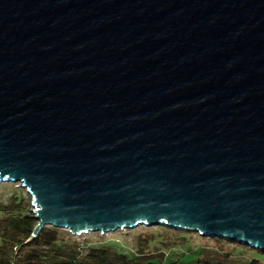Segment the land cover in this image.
<instances>
[{
    "label": "water",
    "instance_id": "water-1",
    "mask_svg": "<svg viewBox=\"0 0 264 264\" xmlns=\"http://www.w3.org/2000/svg\"><path fill=\"white\" fill-rule=\"evenodd\" d=\"M74 236L140 225L264 251V0H0V185Z\"/></svg>",
    "mask_w": 264,
    "mask_h": 264
},
{
    "label": "trees",
    "instance_id": "trees-1",
    "mask_svg": "<svg viewBox=\"0 0 264 264\" xmlns=\"http://www.w3.org/2000/svg\"><path fill=\"white\" fill-rule=\"evenodd\" d=\"M37 223L30 204L16 193L0 202V264H259L256 258L246 261L235 255L250 247L224 238H214L218 243L213 246H195L200 234L187 231H172L170 240L163 233L142 235L136 250L129 252L53 226L27 242ZM161 226L157 228L168 230Z\"/></svg>",
    "mask_w": 264,
    "mask_h": 264
},
{
    "label": "rangeland",
    "instance_id": "rangeland-1",
    "mask_svg": "<svg viewBox=\"0 0 264 264\" xmlns=\"http://www.w3.org/2000/svg\"><path fill=\"white\" fill-rule=\"evenodd\" d=\"M13 193H16L18 196L22 197L23 200L30 204V209L32 211V198L30 194L27 192L26 189L20 186L19 183H2L0 185V202H8L11 195ZM162 226H144L140 225L134 229H125L121 230L118 229L113 232H108L105 234H102L101 232H92L84 235L85 237L81 236L83 239L90 240L93 243H102L105 242L107 244L112 245L117 250H124L126 252L134 251L137 248L138 244V238L142 235L152 234L157 235L160 233L164 234V239H171L172 231H179L172 228L164 227L168 230H163L161 228ZM182 232V231H180ZM205 236L196 235L193 244L195 246H201V245H216L218 242L216 240H213L214 237H208L209 240L205 239ZM248 247V246H247ZM243 254L236 253L235 255L240 256L241 259L249 261L251 259H258L259 264H264V254H260L257 252L256 249H243Z\"/></svg>",
    "mask_w": 264,
    "mask_h": 264
},
{
    "label": "built area",
    "instance_id": "built-area-1",
    "mask_svg": "<svg viewBox=\"0 0 264 264\" xmlns=\"http://www.w3.org/2000/svg\"><path fill=\"white\" fill-rule=\"evenodd\" d=\"M20 184V183H19Z\"/></svg>",
    "mask_w": 264,
    "mask_h": 264
}]
</instances>
